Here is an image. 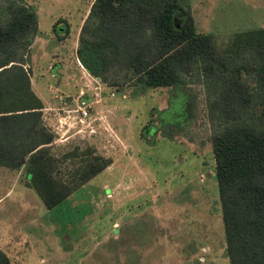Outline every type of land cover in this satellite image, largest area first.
I'll use <instances>...</instances> for the list:
<instances>
[{
    "label": "rangeland",
    "instance_id": "1",
    "mask_svg": "<svg viewBox=\"0 0 264 264\" xmlns=\"http://www.w3.org/2000/svg\"><path fill=\"white\" fill-rule=\"evenodd\" d=\"M92 2L24 0L40 27L25 67L43 99L87 96L82 122L79 98L66 109L48 102L52 151L91 147L112 163L51 211L22 169L0 166V248L12 264H229L207 86L193 77L177 87H114L89 73L76 50ZM179 2L220 52L238 32L264 27V0Z\"/></svg>",
    "mask_w": 264,
    "mask_h": 264
},
{
    "label": "trees",
    "instance_id": "2",
    "mask_svg": "<svg viewBox=\"0 0 264 264\" xmlns=\"http://www.w3.org/2000/svg\"><path fill=\"white\" fill-rule=\"evenodd\" d=\"M39 31L24 0L0 4V166L22 169L51 211L112 158L91 147L52 151L55 136L25 67ZM76 53L109 86L204 82L228 263L264 264V27L238 32L220 52L179 0H93ZM0 264H12L1 248Z\"/></svg>",
    "mask_w": 264,
    "mask_h": 264
},
{
    "label": "crops",
    "instance_id": "3",
    "mask_svg": "<svg viewBox=\"0 0 264 264\" xmlns=\"http://www.w3.org/2000/svg\"><path fill=\"white\" fill-rule=\"evenodd\" d=\"M39 29H40V27H39ZM81 91H83V90L80 89L78 94H63V95H60V96L59 95H56V96L53 95L52 97H49V98H46V99H43V98H41L39 96L42 99L43 103H44V108L42 109V111H43V119H45V120L47 119V114H49L52 117L53 120L56 119L49 112H44V111H46L47 107L49 106V105L47 106V104H49L48 102H52V104H51L52 107L49 106L48 107L49 109H51V108L55 109L56 108V107H54L55 105L56 106L60 105L59 107L63 108V109L74 107L75 106V102L77 101V98H79L80 100H84V99L87 98V96L85 94L80 93ZM47 126H49V125H47ZM25 184L27 186V183H25ZM27 187H29V186H27ZM10 190L11 189H9L7 193H9ZM135 255L136 254H134V257H135Z\"/></svg>",
    "mask_w": 264,
    "mask_h": 264
},
{
    "label": "built area",
    "instance_id": "4",
    "mask_svg": "<svg viewBox=\"0 0 264 264\" xmlns=\"http://www.w3.org/2000/svg\"><path fill=\"white\" fill-rule=\"evenodd\" d=\"M83 94V93H82ZM81 105H78V108L75 109V113H79L78 114V120L79 122H82L83 120H85L88 117V111H87V105H85V102L82 100Z\"/></svg>",
    "mask_w": 264,
    "mask_h": 264
}]
</instances>
